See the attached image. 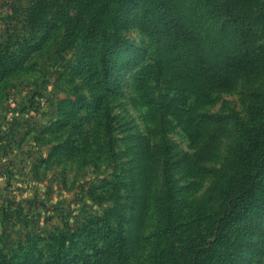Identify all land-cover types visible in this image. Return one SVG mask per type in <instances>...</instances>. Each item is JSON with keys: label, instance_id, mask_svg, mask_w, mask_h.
I'll return each mask as SVG.
<instances>
[{"label": "rangeland", "instance_id": "1", "mask_svg": "<svg viewBox=\"0 0 264 264\" xmlns=\"http://www.w3.org/2000/svg\"><path fill=\"white\" fill-rule=\"evenodd\" d=\"M169 2L212 63L243 28L252 66L213 89L151 0L102 26L97 0H0V264H264V167L235 171L264 122V0Z\"/></svg>", "mask_w": 264, "mask_h": 264}, {"label": "trees", "instance_id": "2", "mask_svg": "<svg viewBox=\"0 0 264 264\" xmlns=\"http://www.w3.org/2000/svg\"><path fill=\"white\" fill-rule=\"evenodd\" d=\"M125 0H97V6L90 5L89 10L93 15L90 17L89 23H96L102 26L105 20L115 14L112 12V6L120 3H124ZM152 3V15H154V26L157 31L169 34L174 40L180 42L184 47L190 50L193 64L196 70L201 74L202 79L212 86L213 89L228 88L232 85L233 79L238 73L250 68L253 64L252 60V46L249 38L246 36V32L243 28H240V46L236 53L223 56L218 62L212 63L209 61L204 53L202 43L200 40L185 26L182 20L174 15L172 12L169 0H151ZM111 10V14H110ZM89 14H87L88 16ZM92 25V24H91ZM108 52L100 53V63L102 67H106L105 61L107 60ZM105 70V68H104ZM258 129V130H257ZM259 137L253 138L256 133ZM252 139L249 142H255L246 147L242 156L239 158V163L235 167L236 173L241 175V178L246 177L248 187L254 186L256 177L263 171L264 165L260 164V157L257 155L256 147L264 150V122L255 128L249 136ZM260 152V151H259ZM261 156L262 153L260 152ZM238 187L234 188V193L237 194ZM248 193L250 192L247 191ZM246 192V193H247ZM247 193V194H248ZM232 194L230 198H232ZM230 198L223 215V220L226 221L229 218H233L237 215L243 206L240 197L232 198L230 204ZM214 225V224H213ZM119 225L117 230H119ZM119 232V231H118ZM165 232V231H164ZM192 242V241H191ZM187 262L184 264H198L203 257V251H187Z\"/></svg>", "mask_w": 264, "mask_h": 264}]
</instances>
